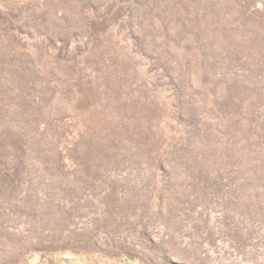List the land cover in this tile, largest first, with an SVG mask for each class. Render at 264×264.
Instances as JSON below:
<instances>
[{
	"label": "rangeland",
	"instance_id": "obj_1",
	"mask_svg": "<svg viewBox=\"0 0 264 264\" xmlns=\"http://www.w3.org/2000/svg\"><path fill=\"white\" fill-rule=\"evenodd\" d=\"M0 264H264V0H0Z\"/></svg>",
	"mask_w": 264,
	"mask_h": 264
}]
</instances>
